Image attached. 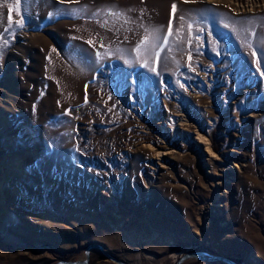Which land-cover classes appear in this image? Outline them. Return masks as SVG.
<instances>
[{"label": "rangeland", "instance_id": "374dc122", "mask_svg": "<svg viewBox=\"0 0 264 264\" xmlns=\"http://www.w3.org/2000/svg\"><path fill=\"white\" fill-rule=\"evenodd\" d=\"M15 5L0 0V264L86 246L85 264H264V0ZM170 20L156 71L117 53Z\"/></svg>", "mask_w": 264, "mask_h": 264}, {"label": "snow or ice", "instance_id": "6c2138e0", "mask_svg": "<svg viewBox=\"0 0 264 264\" xmlns=\"http://www.w3.org/2000/svg\"><path fill=\"white\" fill-rule=\"evenodd\" d=\"M21 3L22 0H16V5H15V10L17 12V15H21ZM10 7V11H11V5ZM81 11H86V9H77L74 13V15L77 16L78 18V14ZM176 12V5L173 4L172 5V13L173 15ZM109 15L112 16H120L122 15V13L118 12V11H112L109 10ZM95 15H99V13H95ZM200 16H203V13L199 14ZM195 17H193L191 20L186 21L187 23V28H188V39H187V44L189 47L192 46V42L193 40L199 41L201 38L200 36L197 34L199 31H201V29H196L195 32H193V25L195 22ZM182 21H185V17H181ZM126 22H128L126 20ZM249 23L252 24L254 23V21H252L251 19H249L248 21H241V23ZM107 23V22H105ZM16 27L19 28H23L25 26V22L24 19L22 17V19L15 25ZM13 27L12 24V20H11V16H9V20H8V28L5 29V31L10 32V29ZM225 27H228V25H225ZM233 31H235V29H233ZM164 32V29L160 26H151V27H145V35L144 38L137 43V45L135 46V48L131 49V50H125V49H117V53H120V57L123 58V53L125 51H130L131 53H134V61L139 62L142 66L144 67H148L151 71H156V68L154 67V65L158 64L159 59H160V54L161 52L165 49L168 48L169 51H171V47L169 46V37L173 36V31H172V22L171 20L169 21L168 24V29H167V35L166 36H162L161 34ZM10 34L12 36H15L14 32H10ZM253 36H255V33L252 34ZM0 39H3V45L4 47H6L8 45V40L4 39L3 37H0ZM176 42L177 43H182L183 39L179 36V30L177 33V37H176ZM89 44H92V41H88ZM257 43L260 45V48H254L253 49V56L256 57L257 55V51H261L264 50V37H259L257 40ZM246 44L248 47L252 48L253 45L251 44V42L246 41ZM101 47H103V45H101ZM111 50H108V55L111 56ZM2 58V57H0ZM97 59L100 58V53H97L96 56ZM260 60H264V51H262L261 56L258 58ZM188 60H189V68H191V60H192V54L191 52L188 53ZM127 63V61H125ZM181 87H183V85H181ZM109 99H111V96H109ZM85 103H87V96H85ZM67 114V113H66Z\"/></svg>", "mask_w": 264, "mask_h": 264}, {"label": "water", "instance_id": "95a60500", "mask_svg": "<svg viewBox=\"0 0 264 264\" xmlns=\"http://www.w3.org/2000/svg\"><path fill=\"white\" fill-rule=\"evenodd\" d=\"M90 248V246H86L83 250V258L82 259H78V260H73V261H57L54 264H85L87 257H88V249ZM105 256H107L110 260H112L113 262H115L116 264H125L124 262H122L120 259L116 258L112 253L108 254V253H104ZM189 258V257H198L199 259H214V258H205L200 252H188V253H184L182 256H180L177 261L174 264H178L180 263L184 258ZM223 261H227L229 264H234L233 262H231L230 260H228L227 258L221 257L220 258Z\"/></svg>", "mask_w": 264, "mask_h": 264}, {"label": "bare ground", "instance_id": "6f19581e", "mask_svg": "<svg viewBox=\"0 0 264 264\" xmlns=\"http://www.w3.org/2000/svg\"><path fill=\"white\" fill-rule=\"evenodd\" d=\"M221 254H222V253H221ZM180 255H182V254H180ZM222 255H223V254H222ZM211 256H212V255H211ZM211 256L207 254V255H205L204 257H205V258H209V257H211ZM178 257H179V256H178ZM178 257H177L176 259H178ZM211 258H214V256H212ZM224 258H226V257L224 256ZM227 259H228V258H227ZM206 261H207V260H206ZM175 262H176V260L174 261V263H175ZM209 262H216V259L214 258L213 261H212V259H210ZM217 262H221V261H217ZM231 262H232V261H231ZM222 263L229 264L227 261H226V262H225V261H224V262L222 261ZM233 263H234V262H233ZM234 264H235V263H234Z\"/></svg>", "mask_w": 264, "mask_h": 264}]
</instances>
